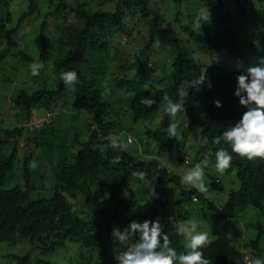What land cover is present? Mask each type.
<instances>
[{
    "label": "trees",
    "instance_id": "obj_1",
    "mask_svg": "<svg viewBox=\"0 0 264 264\" xmlns=\"http://www.w3.org/2000/svg\"><path fill=\"white\" fill-rule=\"evenodd\" d=\"M28 1L29 7L22 14L19 24L24 18L36 12L41 13L37 0ZM201 1L209 10L210 19L194 30L196 13L192 21L182 29L187 35L186 42L192 48L185 46L184 39L179 37L173 27L164 26L163 15L150 7L149 0H117L113 11L102 9L108 3V0H103L99 3L101 8L94 12H89L86 1L72 5L68 4V0H58L56 6L52 1L48 2L50 5L41 24L42 40L43 30L54 16L71 12L78 16L80 22L66 28L57 27V31H62L61 46H55L60 53L53 61L48 76L54 86L42 87L32 93L22 90L13 101L17 106L16 114L22 119L29 115L33 107L57 108L59 99L66 92L73 97L67 100L70 110L86 112L91 122L84 141L78 135L80 132L85 134V130L71 134L67 142L72 152H59L54 160L50 157V163L55 161L56 164L48 177L40 176L49 181L52 192L49 197H34L42 193L35 186L34 169L26 162L17 184L8 189L3 187L12 172V159L16 157L17 149L0 163V243H16L21 238H27L39 252L38 263H32L29 255H16L19 264H58L49 261L47 255L52 252L61 253L65 256L64 261L75 264L80 257L77 252L69 250L75 247H80V254L85 256L83 260L80 258L79 264H118L114 252L125 250L135 238L127 244H114L111 235L113 229L118 227L123 230L133 220L143 222L145 219L157 218L177 254L187 250L176 228L191 221L200 228L209 229L212 241L202 251L211 264H243L240 240L236 242L237 237L229 233L233 222L238 219L239 208L251 207L262 215L264 159L248 161L232 154L230 168L236 170L237 188L228 192L226 202L220 206L209 196L183 185L181 175L171 170L170 162L175 166L183 164L189 168L191 163L205 164L207 159L205 165L212 166L215 165V152L218 148L230 151L226 143L216 145L213 140L222 135L230 124L238 122L247 111L235 95L236 77L239 74L247 75V69L260 65L264 58V10L260 7L259 11L256 6L262 0ZM136 11L140 12V16L148 18L146 32L143 34L142 28L134 21ZM180 14V11H175L176 16ZM10 20L11 16L8 15L7 22ZM9 33L6 21L0 20V40ZM136 33L139 37H135ZM140 37L144 40L143 46L137 41ZM154 42H157V47L150 51ZM46 45L49 44H44L38 60L45 66L49 57ZM164 45L170 48L169 62L162 68L156 67V64L150 67L151 57H154L151 52H157ZM123 46H130V51L137 53L132 62L117 56ZM111 48L116 54H112ZM213 49L233 56L240 70L231 72L202 60L210 61L208 51ZM19 54L23 61L31 62L23 50ZM198 54L206 58L197 57ZM5 57V52L1 51L0 61ZM119 62L125 63L118 70V66L113 64ZM206 69L207 79L204 84L199 90L189 89L185 110L178 114H185L188 125L197 128L200 135L199 144L193 147L195 149L188 164H184L183 159L177 157V154L183 152L176 151V139L167 135L166 130L174 121L164 112L163 97L167 95L177 101V90L181 83L198 80L202 72L206 74ZM43 70L38 77L43 75ZM66 71L78 74L79 82L75 91L66 88L60 79V73ZM105 85L110 89L106 98L101 95ZM141 98H150L155 103L151 108L146 107L140 103ZM217 100L222 103V107L215 106ZM161 107L159 127L154 131L147 130L146 135L154 140L166 156L152 157L148 154L141 157L128 150L116 151L107 147L110 135L122 139L125 134L126 115L136 123L153 116ZM66 127L75 126H65L64 132L69 131ZM42 131L35 130L26 136V146L29 147L26 161L39 152L37 141ZM17 132L21 133V130H13L5 141H18L15 139ZM53 136L54 133L50 132L44 138L52 139ZM66 140L63 138V141ZM52 153L50 155H56ZM116 156L120 157L119 162L112 163V158ZM134 173H142L143 176L141 178ZM131 185H136L137 190L130 189ZM210 187L207 192L212 189L224 192L226 184L222 179L218 183L212 179ZM153 189L156 194L152 192ZM183 203L188 205L183 207ZM258 229V239L245 241L244 247L249 248L252 258L264 259V245L260 242L264 227L258 223Z\"/></svg>",
    "mask_w": 264,
    "mask_h": 264
},
{
    "label": "rangeland",
    "instance_id": "obj_2",
    "mask_svg": "<svg viewBox=\"0 0 264 264\" xmlns=\"http://www.w3.org/2000/svg\"><path fill=\"white\" fill-rule=\"evenodd\" d=\"M49 1H52L54 6H56L58 3V0H37V5L41 13L39 14L38 12H36L35 14L24 18L21 24H19V20L22 14L27 11L29 7V1L0 0V20L6 21L7 29L10 31V33L5 38L0 40V52L4 51L6 54L5 59L0 61V163L7 160L11 152L14 149H17V155L14 159H12V172L6 178L3 187L8 189L17 184L20 176L23 174L25 162L27 165L30 164V162H35L38 165L34 170H32L34 181L36 183L35 186L38 187L40 192L42 193V195H35V198H39L40 196L49 197L50 195H52L48 179L46 180L45 178H41L40 176H49L51 168L54 164H56L55 161L50 163L51 158L54 160L59 152L70 153L73 151L71 150L72 147L70 143L67 142L71 137V134H73L75 131L78 132V130H85V134L80 132L78 137L81 141H84L87 138V129L90 128L91 122V118L86 112H73L70 110V105L67 100H71L73 99V97L64 92L58 102L59 108L57 107L58 113L56 118L54 119V124L43 128V134L37 141L40 145V149L39 152H36L37 154H35L33 158H30L26 161V154L29 150V147H25V143L23 144V140L13 141L10 139L5 141V139H8L7 137L11 135L12 130L15 129L16 122L22 121V119L16 114L17 106H15L13 103L18 94L22 90L28 93H32L42 87L53 88L54 86L53 81L48 80V76L51 68H53V61L58 57L60 53V50L56 49L55 46H61L60 39H62V31H57V27L59 26L61 28H66L70 24L78 25L80 22L78 16L71 12H67L63 14V16H54L49 20L48 24H46L43 30L44 40H42L41 24L44 19V13L47 12V9L50 5L48 3ZM78 1H86L87 4L85 5L89 9V12H94V10L101 8V6H99V3L103 0H68V4L74 5ZM116 2L117 0H108V3H106L105 6L102 7V9L113 11ZM148 4L151 8H155L161 12L164 18V26L173 27L179 33V37L184 39L185 46L192 48V45L186 42L187 35L182 32V29L192 21L196 13H199L202 10L207 11V9L203 6L202 1L149 0ZM256 6L259 11H261L260 7H263L264 10V0H262L261 3L257 2ZM175 11H180V16H176ZM130 14L131 13H129V15ZM8 15L11 16L10 22H7ZM131 16L134 17V15ZM134 21L136 22V24H138V26H140V28H142V34L143 32H146L145 28H147L146 23L148 21V18L140 16V12L136 11ZM15 28L16 30L13 31ZM135 37H139L138 33L135 34ZM137 41L143 46L144 40L142 37H140V39H137ZM44 44H49L46 45L48 47L47 49L49 57L43 70V75L41 77H34L31 75L29 65L32 63V61H38L40 59V55L44 50ZM156 44L157 42H154L152 45V49L149 50L153 51L157 47ZM119 45L121 46L122 44ZM20 50H23L25 53H27V55L31 59L30 63L22 60L23 58H21V55L19 54ZM130 50V46H123V50L119 52L117 56H120L125 60L128 59V61L131 62L137 53ZM111 52L112 54H116V52L113 51L112 48ZM208 52L211 57L210 61H207L206 59L202 60L211 64H217L231 72H237L240 70L239 64L234 60L233 56L226 54L225 51H217L213 49L209 50ZM158 53L159 58L155 57ZM62 54H64V51H62ZM151 54H153L155 58L153 63L157 64L156 61L160 60L161 63L164 64L167 59H170V48L166 47V45H164L163 47L160 46L157 52H151ZM198 56L206 58L205 56H201L199 54L197 55V57ZM152 61L153 60H151V62ZM123 63L125 62H119L113 65L118 66L117 69L119 70L122 69ZM158 64L160 65V63ZM61 102L63 103L62 105ZM162 107L155 115L141 119L136 123L132 121L129 115H126V118L121 117L125 118V130H123L125 134L122 136V140L127 143V136L132 137L135 140L134 143L127 145L126 150L141 157L144 155L148 156V154H150L149 156L152 157L166 156L164 152L160 151V147L158 148L156 146L154 140L147 137L146 135L147 130L151 129V131H154L159 127ZM37 113L39 115L44 114L41 108L37 110ZM174 122L178 125L177 130L179 134L178 138H175L176 151H182L183 154L187 156V160H190V156H192L194 149L197 147L200 141L199 132L196 128L193 129L189 127L188 119L185 114L177 116ZM69 124L74 125L75 127H66V129L69 131L64 132V127L68 126ZM50 132L54 133L53 138H44ZM120 134L121 133H119V135ZM27 135H29V132L25 130V133L21 136V138L25 139ZM36 136H38V134ZM63 138H67L66 142L63 141ZM185 138L187 139L186 141ZM137 144L139 146H137ZM33 146L34 145H32L31 147ZM194 146L195 148H193ZM53 149L56 155H50ZM33 150L36 149H31L30 151ZM39 154L41 159L39 158ZM197 164H200V166L204 169V180L208 189L211 188V176L219 177L225 182L226 187L224 192L215 191L213 189L209 192V197L218 205L225 203L228 197V192L237 188L238 181L236 178V170L233 168H229L223 175H220L216 172L215 165L210 166L203 163ZM197 164L191 163L190 167H194ZM170 165L171 170H173L176 174H179V176L182 175L183 172L188 168L183 164L175 166L172 162H170ZM134 186L131 185L129 186V188L137 190L136 186ZM186 206L187 204H184V207ZM237 214L238 219L233 222L229 235H233L232 237L234 238L237 236L236 242H238L239 240L251 242L256 238L258 239V232L260 231L258 229V223H260L264 227V210L261 215L259 211L254 210V208L241 207L238 209ZM260 242L262 245H264V234ZM79 248L80 247H75L70 248L69 250H73L75 251V253L77 252L78 256L81 258V260H83L85 259V256L80 254ZM25 254H28L30 256V260L32 263H37V260L39 259V257L37 256L38 253L37 251H35V248L27 238H21L16 243H0V264H19L18 259L15 256H21ZM47 257L51 262L53 261L58 264H69L68 262L64 261L65 256L61 253L52 252L48 254ZM60 258L63 260H61ZM80 258H78V261L75 264H79L78 262H80Z\"/></svg>",
    "mask_w": 264,
    "mask_h": 264
},
{
    "label": "clouds",
    "instance_id": "obj_3",
    "mask_svg": "<svg viewBox=\"0 0 264 264\" xmlns=\"http://www.w3.org/2000/svg\"><path fill=\"white\" fill-rule=\"evenodd\" d=\"M208 19H210L209 10H202L194 19L193 29L195 30L201 27L202 22H206ZM155 57L159 58V55ZM151 58L153 61L150 62V67L156 64L153 63L155 58ZM169 60L170 59H167L164 64H162L160 60L156 61L157 64L160 63V65L158 64L159 66L156 64V67L162 68ZM261 65H264V58L261 59L260 65L249 67L247 69V75L239 74L236 77L237 86L235 95L239 97L240 105L245 107L247 111L243 113L238 122L234 125L230 124L222 135L215 137L213 140V143L216 145L226 143L230 148L229 151L221 147L215 152V170L220 175H223L231 167L233 153L242 159L246 158L248 161H255L257 158L264 159V66ZM44 67L45 65L42 61L32 62L29 65L31 75L34 77L39 76ZM60 79L63 81L66 88L72 91H75V86L79 82L78 74L75 71L61 72ZM206 79L207 69L206 74L202 72L198 80L191 82L184 81L181 83L177 90V101H173L165 95L163 97L165 101L164 112L175 121L178 114L185 110V104L189 97V89L199 90ZM109 94L110 89L105 85L104 92H102L101 95L106 98ZM140 103L151 108L155 101L150 98H141ZM214 103L218 108L223 106L219 100ZM40 108L43 110L44 114L45 110L54 111V116L51 118L50 122L38 128L32 125L30 120L33 114L39 118L44 116V114L39 115L37 113V110ZM57 113L58 108L47 109L44 107H33L26 118H22V121L16 122L15 129L13 130L19 128L21 133L17 132L15 139L18 141L23 140V144L25 143L26 147V138H21L25 130H27V132L42 130L52 124ZM177 129V123H170L166 130L167 135L169 137L178 138L179 134ZM193 129H195V127H193ZM132 143H134V138L132 137H128L127 143H125L121 138L110 135L108 137L107 147L116 151H124L127 149V145ZM137 146L139 145L137 144ZM177 157L182 158L184 164H188L189 160H187V156L183 153L177 154ZM119 159V156L113 157L111 162L118 163ZM204 163L207 164L208 160L205 159ZM37 166L35 162H30L29 164V167L32 169H35ZM134 175H139L141 178L143 176L142 173H134ZM211 178L215 179V183H218L220 179L219 177L213 176H211ZM181 183L195 189L202 195L209 196L210 191L207 192L209 189L204 180V169L200 164L187 168L181 175ZM152 192L156 194L154 189ZM184 204L188 205V203H183V207ZM176 233L183 237L184 248L187 250L186 252L177 254L176 249L170 246L169 236L163 231L159 218L156 220L145 219L143 222L133 220L123 230L118 227L113 229L111 235L114 244H127L130 239L135 238V241L128 245L125 250L114 252V258L118 261V264H211L210 260L205 257L202 251V249L207 247L209 242L212 241V236L208 228H200L195 222H187L180 224L176 228ZM244 242L245 241L241 240L239 245L242 252L243 264H264V259L258 257L252 258L249 248L244 247ZM33 247L36 251V247ZM28 258L30 259V256H28Z\"/></svg>",
    "mask_w": 264,
    "mask_h": 264
},
{
    "label": "built area",
    "instance_id": "obj_4",
    "mask_svg": "<svg viewBox=\"0 0 264 264\" xmlns=\"http://www.w3.org/2000/svg\"><path fill=\"white\" fill-rule=\"evenodd\" d=\"M54 116V111L45 110V114L42 118L37 117L35 114L32 115L30 123L38 128L42 127L45 123L50 122Z\"/></svg>",
    "mask_w": 264,
    "mask_h": 264
}]
</instances>
